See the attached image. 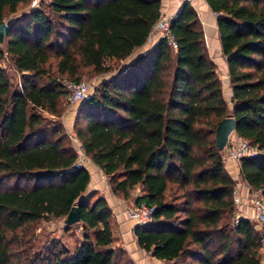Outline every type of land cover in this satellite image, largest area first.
<instances>
[{
	"label": "trees",
	"instance_id": "obj_1",
	"mask_svg": "<svg viewBox=\"0 0 264 264\" xmlns=\"http://www.w3.org/2000/svg\"><path fill=\"white\" fill-rule=\"evenodd\" d=\"M205 1L231 107L196 12L183 0L168 20L175 46L158 38L101 78L77 104L74 135L115 195L125 198L136 185L134 203L152 207L151 219L132 232L155 264H258L260 234L245 216L228 221L234 181L214 130L232 115L233 132L258 149L237 159L239 177L263 191L264 0ZM28 2L0 0V19L8 22L0 55L19 73L12 85L0 64V264H134L113 243L104 196L85 191L86 167L41 111L58 115L61 98L68 99L61 77L109 71L111 60L143 43L161 14L159 0H39L15 13ZM72 204L80 229L74 243L34 246L28 228L64 216Z\"/></svg>",
	"mask_w": 264,
	"mask_h": 264
},
{
	"label": "rangeland",
	"instance_id": "obj_2",
	"mask_svg": "<svg viewBox=\"0 0 264 264\" xmlns=\"http://www.w3.org/2000/svg\"><path fill=\"white\" fill-rule=\"evenodd\" d=\"M45 1V0H42ZM39 2V0H29L28 3L21 4L18 8V10L15 12H19L23 9H25L28 6L36 5ZM14 15V13H9L5 18H10ZM206 45V44H205ZM218 58L220 60H224L222 54L220 53L218 55ZM218 59V60H219ZM119 59V60H111L112 62V68L109 71L103 72V73H93L88 68H85L82 70V74L80 75V79H83L85 81H88L90 83L89 92H91L94 85L97 84V82L104 77H107L110 73H114L120 70L121 67L125 65V60ZM0 64L4 68L5 73L8 77V80L12 85H17L19 80V73L15 70L13 67L11 60L8 58L7 55L4 53L0 55ZM215 72L220 79H224L225 75L221 69L218 67H214ZM227 76V75H226ZM66 77H61V79ZM79 101H69L66 98H61V106L58 115L49 114L45 111H41V113L48 119L49 123L54 122L60 125L61 131L65 134L66 141H68L72 147L77 152L76 156V162H79L86 166L90 162V159L83 153L79 141L74 135V113L75 109L77 107V104ZM227 107L230 108L231 105L227 104ZM235 133L232 129H230L227 133L226 140L223 142L221 147H218L219 153L222 157V163L231 178L234 181V191H236V185L237 183H243L242 185H245V183L240 179L239 174L236 173L235 168L233 166V163H238L237 159L227 157L224 154L225 147L230 144L231 139L234 138ZM231 160L230 162L227 160ZM231 165V166H230ZM228 168V169H227ZM232 169V170H231ZM100 179L104 185L107 183V177L103 174L102 176H98L95 178V181ZM109 186V184H108ZM90 189H95L92 187H89L86 184L85 191H88ZM243 189V188H242ZM97 192L98 190L95 189ZM233 191V192H234ZM252 190L247 186V195L250 194ZM139 192L138 186H133L128 193V196L123 198L126 199V206L131 205L134 203V196ZM235 196H237V193H235ZM238 197V196H237ZM239 198V197H238ZM246 202L249 204V197L247 198ZM245 202V203H246ZM240 204V203H239ZM237 202L233 201V212L232 216L228 218V221H234L237 216H245L249 219L250 223L252 224L253 228L259 233L264 234V228L256 224L252 216H248V213L245 211V208L243 206H239ZM125 206V205H124ZM125 208V207H124ZM74 223V222H73ZM70 223L68 224V228H64V222H63V216L60 217H48V218H40L37 221H35L30 228L26 231V234H29L32 238L31 241L34 246H40L46 244L51 239H56L61 241L62 243L71 246L74 241L76 240L77 236L79 235L80 229L78 225ZM27 236V235H25ZM114 243V242H113ZM125 253L122 254L121 257L124 256ZM258 255H259V263L258 264H264V243L261 242L260 239V246L258 247Z\"/></svg>",
	"mask_w": 264,
	"mask_h": 264
},
{
	"label": "crops",
	"instance_id": "obj_3",
	"mask_svg": "<svg viewBox=\"0 0 264 264\" xmlns=\"http://www.w3.org/2000/svg\"><path fill=\"white\" fill-rule=\"evenodd\" d=\"M183 0H159V9L161 13H172L180 5ZM189 3L193 7L200 22V26L204 36V44L207 50V54L210 59L214 62V67H218L224 73V79H220V88L223 98L226 101V104L231 105L229 100L230 98V85L227 75L226 63L225 60H220L218 55L220 52L219 40L215 25V15L213 11L208 6L205 0H189ZM151 43L143 41L139 46L135 47L131 53L125 56L124 59L125 65L129 59L140 52L144 48L148 47ZM223 56V55H222ZM219 59V60H218ZM224 59V57H223ZM123 60V61H124ZM124 65V66H125ZM123 66V67H124ZM121 67L120 70L123 68ZM227 161H231L230 159ZM231 166V165H230ZM236 173H238V163H233ZM86 169L88 171V181L87 185L89 187L95 188L100 194H102L106 200L107 205L110 207L111 215L109 217L110 229L114 237V244L121 246L127 253V255L132 259L134 264H155L159 262V259L151 256L140 248L135 241V237L132 232V227L134 225L132 219L126 217L124 213V207L126 206V199H123L115 195L109 188L108 184L102 183L100 179L95 181V178L102 176V171L94 164L91 160L86 164ZM228 169V168H227ZM232 170V169H231ZM243 183H237L236 191L237 193L238 204L243 206L245 211L248 213V216L252 214V206L246 202L247 195V185H242ZM243 188V189H242ZM246 202V203H245ZM125 205V206H124Z\"/></svg>",
	"mask_w": 264,
	"mask_h": 264
},
{
	"label": "built area",
	"instance_id": "obj_4",
	"mask_svg": "<svg viewBox=\"0 0 264 264\" xmlns=\"http://www.w3.org/2000/svg\"><path fill=\"white\" fill-rule=\"evenodd\" d=\"M189 1V0H188ZM172 13H161L159 17L149 28L145 40L148 43H152L158 38L164 39L171 47L175 46V39L168 27L169 17ZM62 86L66 89V95L69 101H80L88 96L90 83L83 79H61ZM258 149L255 145L247 142L245 139L238 137L236 134L231 139L224 149V154L227 157L238 159L241 156L252 155L256 153ZM79 163V162H76ZM252 191L248 195L250 204L252 206V218L262 228H264V189H251ZM238 197L233 194V201L238 202ZM152 207L145 203L143 200L125 206L124 213L126 217L132 219L134 224L143 223L151 219ZM261 242L264 243V234H260Z\"/></svg>",
	"mask_w": 264,
	"mask_h": 264
},
{
	"label": "water",
	"instance_id": "obj_5",
	"mask_svg": "<svg viewBox=\"0 0 264 264\" xmlns=\"http://www.w3.org/2000/svg\"><path fill=\"white\" fill-rule=\"evenodd\" d=\"M8 22L0 19V41L2 40V36L7 27ZM233 117L232 115L222 116L215 126L214 130V141L216 147H221L223 142L226 140L227 133L230 129L233 130ZM78 220V209L76 204L70 205L69 209L66 211L63 216L64 225L73 223Z\"/></svg>",
	"mask_w": 264,
	"mask_h": 264
}]
</instances>
